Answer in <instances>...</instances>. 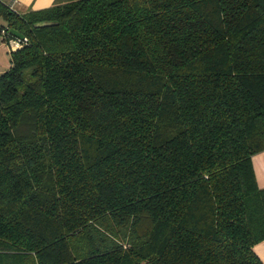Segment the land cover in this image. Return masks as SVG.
Wrapping results in <instances>:
<instances>
[{
    "label": "trees",
    "instance_id": "1",
    "mask_svg": "<svg viewBox=\"0 0 264 264\" xmlns=\"http://www.w3.org/2000/svg\"><path fill=\"white\" fill-rule=\"evenodd\" d=\"M0 35V264H264V0H0Z\"/></svg>",
    "mask_w": 264,
    "mask_h": 264
},
{
    "label": "crops",
    "instance_id": "2",
    "mask_svg": "<svg viewBox=\"0 0 264 264\" xmlns=\"http://www.w3.org/2000/svg\"><path fill=\"white\" fill-rule=\"evenodd\" d=\"M6 3L13 2V6L21 13L29 10H40L50 6L54 0H4ZM252 166L259 187L264 186V151L252 156ZM254 251L264 263V240L254 245Z\"/></svg>",
    "mask_w": 264,
    "mask_h": 264
},
{
    "label": "rangeland",
    "instance_id": "3",
    "mask_svg": "<svg viewBox=\"0 0 264 264\" xmlns=\"http://www.w3.org/2000/svg\"><path fill=\"white\" fill-rule=\"evenodd\" d=\"M4 1V0H3ZM10 64V54L6 49L5 43L0 35V72L6 69Z\"/></svg>",
    "mask_w": 264,
    "mask_h": 264
},
{
    "label": "built area",
    "instance_id": "4",
    "mask_svg": "<svg viewBox=\"0 0 264 264\" xmlns=\"http://www.w3.org/2000/svg\"><path fill=\"white\" fill-rule=\"evenodd\" d=\"M10 7L14 8L13 2L8 3ZM26 42V38L10 37L6 41L8 51H15L23 46Z\"/></svg>",
    "mask_w": 264,
    "mask_h": 264
},
{
    "label": "water",
    "instance_id": "5",
    "mask_svg": "<svg viewBox=\"0 0 264 264\" xmlns=\"http://www.w3.org/2000/svg\"><path fill=\"white\" fill-rule=\"evenodd\" d=\"M56 24L55 21H50V20H41V21H37L35 23H33V26L35 28H41V27H46V26H51Z\"/></svg>",
    "mask_w": 264,
    "mask_h": 264
}]
</instances>
